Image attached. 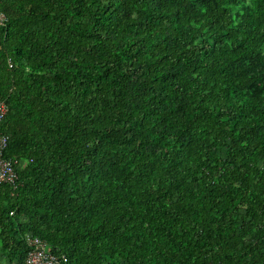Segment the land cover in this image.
<instances>
[{"label": "trees", "instance_id": "16d2710c", "mask_svg": "<svg viewBox=\"0 0 264 264\" xmlns=\"http://www.w3.org/2000/svg\"><path fill=\"white\" fill-rule=\"evenodd\" d=\"M0 10L12 264H264V0Z\"/></svg>", "mask_w": 264, "mask_h": 264}, {"label": "built area", "instance_id": "2783aa9c", "mask_svg": "<svg viewBox=\"0 0 264 264\" xmlns=\"http://www.w3.org/2000/svg\"><path fill=\"white\" fill-rule=\"evenodd\" d=\"M6 23V16L0 10V27ZM7 106L0 101V124L2 123ZM8 138L0 131V184H6L15 187L17 185V161L7 159L4 153L7 149ZM25 245L27 246V253L24 259V264H58V258L52 254L50 246L42 239L36 236L25 235Z\"/></svg>", "mask_w": 264, "mask_h": 264}, {"label": "rangeland", "instance_id": "374dc122", "mask_svg": "<svg viewBox=\"0 0 264 264\" xmlns=\"http://www.w3.org/2000/svg\"><path fill=\"white\" fill-rule=\"evenodd\" d=\"M0 264H12L7 256V253L1 248V245H0Z\"/></svg>", "mask_w": 264, "mask_h": 264}]
</instances>
